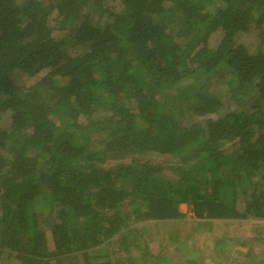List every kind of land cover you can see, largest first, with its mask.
Segmentation results:
<instances>
[{
  "label": "trees",
  "instance_id": "1",
  "mask_svg": "<svg viewBox=\"0 0 264 264\" xmlns=\"http://www.w3.org/2000/svg\"><path fill=\"white\" fill-rule=\"evenodd\" d=\"M183 203L264 219V0H0V264H134Z\"/></svg>",
  "mask_w": 264,
  "mask_h": 264
},
{
  "label": "rangeland",
  "instance_id": "2",
  "mask_svg": "<svg viewBox=\"0 0 264 264\" xmlns=\"http://www.w3.org/2000/svg\"><path fill=\"white\" fill-rule=\"evenodd\" d=\"M256 34L251 31L238 38L242 40L243 37L245 45L251 49ZM172 99L176 106L184 107L179 99ZM37 203L38 212L46 209L45 198ZM179 209L181 218L135 224L138 232L133 239L142 245L137 249L134 245L129 247L134 264H173L170 263L173 261L178 264H264V219H199L194 217L188 204H180ZM115 245L121 246L119 242ZM145 252L149 254L147 261L141 259ZM7 264H19V261L11 260Z\"/></svg>",
  "mask_w": 264,
  "mask_h": 264
}]
</instances>
